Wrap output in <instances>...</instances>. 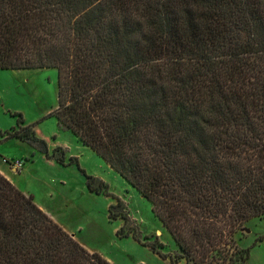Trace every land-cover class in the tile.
<instances>
[{
    "label": "trees",
    "instance_id": "16d2710c",
    "mask_svg": "<svg viewBox=\"0 0 264 264\" xmlns=\"http://www.w3.org/2000/svg\"><path fill=\"white\" fill-rule=\"evenodd\" d=\"M41 69L57 72V124L150 203L177 249L144 246L169 264H247L236 237L264 219V0H0V70ZM18 117L5 140L65 165ZM108 217L138 239L120 199ZM0 264L111 263L0 173Z\"/></svg>",
    "mask_w": 264,
    "mask_h": 264
},
{
    "label": "rangeland",
    "instance_id": "374dc122",
    "mask_svg": "<svg viewBox=\"0 0 264 264\" xmlns=\"http://www.w3.org/2000/svg\"><path fill=\"white\" fill-rule=\"evenodd\" d=\"M56 107V70H0V172L25 195L33 196L35 204L88 251L113 264H169L143 245L145 237L153 241L157 236L169 254L177 249L153 216L150 203L57 124L51 116ZM18 115L48 139L50 150L56 146L66 149L65 165L47 160L37 149L34 151L19 140H5L8 133L18 129ZM70 157L77 158L78 163L69 164ZM15 161L22 163L20 169L13 167ZM81 170L104 181L109 194L90 193ZM116 199L122 201L129 224L137 229V240L131 235H116L123 222L108 217V208ZM236 241L239 248L249 249L247 264H264V219L245 224Z\"/></svg>",
    "mask_w": 264,
    "mask_h": 264
},
{
    "label": "crops",
    "instance_id": "0c3cea01",
    "mask_svg": "<svg viewBox=\"0 0 264 264\" xmlns=\"http://www.w3.org/2000/svg\"><path fill=\"white\" fill-rule=\"evenodd\" d=\"M36 130V132L42 137V139H45L46 141H47V143H48V145H50V143H49V141H48V139L46 138V137H44L42 134H40V132L37 130V129H35ZM78 141V140H77ZM22 143H24V142H22ZM26 144V143H25ZM28 145V144H27ZM29 146V145H28ZM85 147V146H84ZM32 148V147H31ZM85 148H87V147H85ZM89 149V148H88ZM32 150H34V148H32ZM68 150H69V148H68ZM90 150V149H89ZM35 151V150H34ZM71 154V153H70ZM0 173H2L3 174V172H0ZM8 180H10V182H11V178L10 177H6ZM49 214V213H48ZM47 214V215H48ZM49 216V215H48ZM50 217V216H49ZM51 218V217H50ZM107 260L111 263V264H113L108 258H107Z\"/></svg>",
    "mask_w": 264,
    "mask_h": 264
},
{
    "label": "built area",
    "instance_id": "2783aa9c",
    "mask_svg": "<svg viewBox=\"0 0 264 264\" xmlns=\"http://www.w3.org/2000/svg\"><path fill=\"white\" fill-rule=\"evenodd\" d=\"M4 163H6L5 160H4ZM13 165H14L13 166L14 168H18V169H20L22 167V163L20 161L13 162Z\"/></svg>",
    "mask_w": 264,
    "mask_h": 264
},
{
    "label": "water",
    "instance_id": "95a60500",
    "mask_svg": "<svg viewBox=\"0 0 264 264\" xmlns=\"http://www.w3.org/2000/svg\"><path fill=\"white\" fill-rule=\"evenodd\" d=\"M247 232H248V230H247Z\"/></svg>",
    "mask_w": 264,
    "mask_h": 264
}]
</instances>
